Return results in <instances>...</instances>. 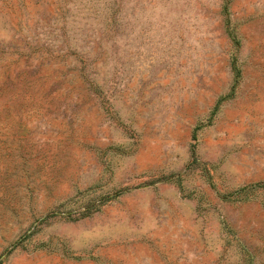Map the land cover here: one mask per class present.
I'll list each match as a JSON object with an SVG mask.
<instances>
[{"label": "rangeland", "instance_id": "1", "mask_svg": "<svg viewBox=\"0 0 264 264\" xmlns=\"http://www.w3.org/2000/svg\"><path fill=\"white\" fill-rule=\"evenodd\" d=\"M0 264H264V0H0Z\"/></svg>", "mask_w": 264, "mask_h": 264}]
</instances>
